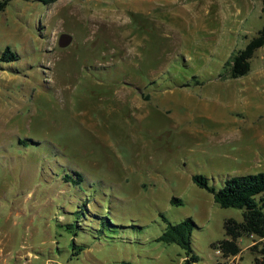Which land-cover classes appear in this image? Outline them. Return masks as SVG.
<instances>
[{"label": "rangeland", "instance_id": "obj_1", "mask_svg": "<svg viewBox=\"0 0 264 264\" xmlns=\"http://www.w3.org/2000/svg\"><path fill=\"white\" fill-rule=\"evenodd\" d=\"M260 7L10 0L0 12V56H15L0 59V232L13 253L37 256L26 264H182L184 252L157 238L189 218L196 264H264L255 237L239 238L234 257L215 250L241 210L219 208L191 180L218 189L264 172V44L246 75L229 79L224 65L259 30Z\"/></svg>", "mask_w": 264, "mask_h": 264}, {"label": "trees", "instance_id": "obj_2", "mask_svg": "<svg viewBox=\"0 0 264 264\" xmlns=\"http://www.w3.org/2000/svg\"><path fill=\"white\" fill-rule=\"evenodd\" d=\"M10 0H0V12L4 10ZM48 3L51 0H39ZM260 1L261 26L254 37L249 39L244 48L231 56L226 62L229 79L240 78L248 73L249 60L253 53L264 44V0ZM2 61H14L15 56L6 49L2 52ZM78 177V176H77ZM79 178H77L78 180ZM199 188L211 194L213 203L219 208H234L241 210V221L227 219L223 223V232L226 239L214 245L222 257H234L239 253L236 241L241 237H255L264 241V213L262 199L258 196L264 192V172L238 175L225 179L221 187L214 189L207 186L206 179L195 175L191 178ZM171 202L179 203L178 200ZM194 228L191 219L186 218L176 224L166 223L164 231L157 238V242L174 244L184 252L182 264H196V257L190 250V233ZM81 247H76L73 256L81 252ZM264 254V248L261 252ZM254 264H257L255 260Z\"/></svg>", "mask_w": 264, "mask_h": 264}, {"label": "crops", "instance_id": "obj_3", "mask_svg": "<svg viewBox=\"0 0 264 264\" xmlns=\"http://www.w3.org/2000/svg\"><path fill=\"white\" fill-rule=\"evenodd\" d=\"M12 236L7 232H0V264H6V260L12 261L14 264L18 263V260H23L22 264H26L31 258H36L37 256L27 252L25 254L13 253V245L11 243ZM22 247V246H21ZM20 249H23L21 248ZM23 253V252H22ZM13 256V257H12Z\"/></svg>", "mask_w": 264, "mask_h": 264}, {"label": "water", "instance_id": "obj_4", "mask_svg": "<svg viewBox=\"0 0 264 264\" xmlns=\"http://www.w3.org/2000/svg\"><path fill=\"white\" fill-rule=\"evenodd\" d=\"M70 42V37L66 34H61L58 36V39H57V45L58 47H65L69 44Z\"/></svg>", "mask_w": 264, "mask_h": 264}, {"label": "built area", "instance_id": "obj_5", "mask_svg": "<svg viewBox=\"0 0 264 264\" xmlns=\"http://www.w3.org/2000/svg\"><path fill=\"white\" fill-rule=\"evenodd\" d=\"M21 248H23V247H21Z\"/></svg>", "mask_w": 264, "mask_h": 264}]
</instances>
